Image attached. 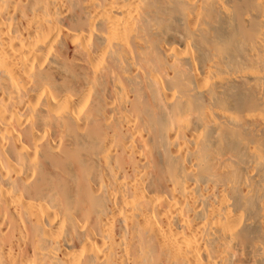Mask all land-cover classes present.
I'll list each match as a JSON object with an SVG mask.
<instances>
[{
  "label": "bare ground",
  "instance_id": "obj_1",
  "mask_svg": "<svg viewBox=\"0 0 264 264\" xmlns=\"http://www.w3.org/2000/svg\"><path fill=\"white\" fill-rule=\"evenodd\" d=\"M0 264H264V0H0Z\"/></svg>",
  "mask_w": 264,
  "mask_h": 264
}]
</instances>
